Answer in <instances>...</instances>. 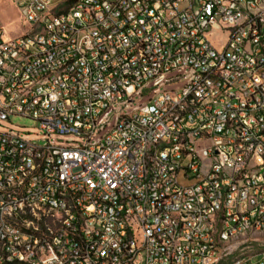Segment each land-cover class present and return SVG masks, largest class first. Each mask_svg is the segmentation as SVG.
Here are the masks:
<instances>
[{
  "label": "built area",
  "instance_id": "1",
  "mask_svg": "<svg viewBox=\"0 0 264 264\" xmlns=\"http://www.w3.org/2000/svg\"><path fill=\"white\" fill-rule=\"evenodd\" d=\"M3 1L29 29L0 22V123L43 145L0 133V264H221L264 233V0Z\"/></svg>",
  "mask_w": 264,
  "mask_h": 264
},
{
  "label": "rangeland",
  "instance_id": "2",
  "mask_svg": "<svg viewBox=\"0 0 264 264\" xmlns=\"http://www.w3.org/2000/svg\"><path fill=\"white\" fill-rule=\"evenodd\" d=\"M0 22L4 27L6 38L18 37L29 29V26L21 21L16 8L7 1L0 2ZM182 75L183 73L170 72L149 81L142 95H134L132 97L131 110L123 106H114L112 109L105 111L99 119V125L104 126V130L100 135L112 129L116 122V113L129 115L140 106L147 105L150 99L158 93L181 90L185 85V82L179 79ZM8 132L19 133L22 137L43 145L39 124L29 118L11 116L8 120L2 121L0 123V133ZM53 141L65 147H77L80 143H84L71 136L56 137ZM263 255L264 233H252L232 244L221 264H240L250 259V264H257L262 260Z\"/></svg>",
  "mask_w": 264,
  "mask_h": 264
}]
</instances>
